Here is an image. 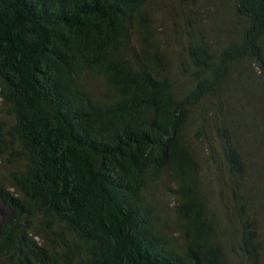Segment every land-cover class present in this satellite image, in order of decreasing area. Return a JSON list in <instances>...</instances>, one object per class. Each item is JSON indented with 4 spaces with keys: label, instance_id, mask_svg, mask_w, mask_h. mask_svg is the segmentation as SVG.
Masks as SVG:
<instances>
[{
    "label": "trees",
    "instance_id": "obj_1",
    "mask_svg": "<svg viewBox=\"0 0 264 264\" xmlns=\"http://www.w3.org/2000/svg\"><path fill=\"white\" fill-rule=\"evenodd\" d=\"M229 3L239 35L217 53L183 16L177 78L146 0H0V201L12 212L0 264H264V232L238 201L237 257L226 253L196 152L202 104L235 66L264 82V0ZM226 127L221 156L239 190L246 166Z\"/></svg>",
    "mask_w": 264,
    "mask_h": 264
},
{
    "label": "rangeland",
    "instance_id": "obj_2",
    "mask_svg": "<svg viewBox=\"0 0 264 264\" xmlns=\"http://www.w3.org/2000/svg\"><path fill=\"white\" fill-rule=\"evenodd\" d=\"M146 8L154 22L155 39L168 61L169 70L175 71L177 78L182 69L181 64L187 63L182 40L179 38L181 27H178V24L184 26L185 14L186 29L189 27L187 21H190L198 39L213 53H217L223 44L238 39L239 27L231 13L229 0H146ZM188 82L190 84L191 79H188ZM263 83L259 76L251 73L247 65L237 64L218 94L209 96L201 107L202 123L208 132L206 139H200L196 143L201 166L202 191L209 205L211 219L220 229L225 251L230 257H237L233 248L237 249L240 238L237 201L240 207L244 206L249 224L253 225L258 233L264 232ZM179 86L180 91L185 90L184 85ZM91 89L96 94H102L97 82L91 83ZM222 121L227 125V135L235 139L244 157L245 183L239 190L233 191L228 185L234 180L238 181L239 176L231 180L224 157L221 156L218 129L221 128ZM209 144L213 147V154L210 153ZM0 169L1 173L5 172L4 166ZM153 197L163 210L162 220L167 223L168 232L174 236L175 244L179 243L171 195L160 186L153 192ZM11 214V210L0 201V225L9 219ZM234 261H237V258Z\"/></svg>",
    "mask_w": 264,
    "mask_h": 264
}]
</instances>
